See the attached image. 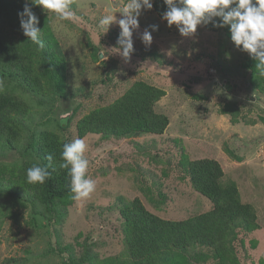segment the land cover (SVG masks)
<instances>
[{
  "label": "rangeland",
  "instance_id": "1",
  "mask_svg": "<svg viewBox=\"0 0 264 264\" xmlns=\"http://www.w3.org/2000/svg\"><path fill=\"white\" fill-rule=\"evenodd\" d=\"M13 1L24 7L25 0ZM125 3L126 0H75L72 5L75 20L63 22L53 13L44 12L42 6L31 4L45 16L49 32L66 57L69 93L73 94L78 87H84L90 93L86 98L80 94L76 97L75 102H81L77 116L111 103L133 81L142 79L166 91L155 109L169 119L165 132L154 136V147L144 146L157 153L154 161H149L147 154L134 152L132 145L136 140L142 144L148 142L150 139L147 138L152 136L120 141L98 140V135H88L85 139L88 145L85 156L89 160L87 176L95 181V191L87 199H73L67 217L52 224L51 234L63 236L65 244L71 243L77 258L81 256L82 247L75 246V242L85 237L96 242L91 247L93 252L105 257L117 256L125 252L123 217L116 206L118 195H124L126 199L138 196L150 212L168 220L185 219L209 210L212 203L194 191L186 180L179 181L172 174L164 176V180L161 175L158 178L164 160L170 159L171 168L180 169L175 155L181 151L188 161L203 156L217 160L223 170L221 181L232 180L243 201L254 208L258 228L248 234L239 233L235 238V251L239 264H264V91L253 88L225 90L227 78L220 74L219 66L213 64L210 57L218 56L224 46L223 34L210 31L201 24L194 34L182 36L175 25L169 27L167 21L152 9L141 11L139 28L133 32L134 51L139 56L133 52L130 60H125L117 51L121 47L111 45L121 31L118 23H112L105 33L98 27L102 16L111 14ZM114 15L117 20L122 18L119 12ZM151 25H157V30L152 31ZM16 27V19L9 13L6 17L0 15V32L17 36ZM146 29L153 37L150 46L141 41ZM93 46L98 51L97 57L93 55ZM147 50L159 53L163 63L142 59L140 53ZM233 52L227 47L225 56ZM234 81L238 86L243 84L239 77ZM197 94L205 98L199 99ZM231 99L242 106L240 114L251 122L246 123L240 116L239 122L235 123L229 115L219 111ZM27 103L32 119L37 121L41 108L34 101ZM49 129L60 133L53 124ZM70 130L73 134V129ZM134 161L144 163V170L150 172L149 179H159L157 191L165 194L164 202L157 205L143 198L136 186V172L131 169ZM142 173L139 172L140 178ZM154 198L160 199V196L157 194ZM7 207L5 199H0V264H22L23 258H28L27 264H43L46 258L57 262V256H43L49 242L45 230L25 223L24 219L14 222L4 213ZM22 217L27 216L24 213ZM80 230L84 233L76 238ZM205 252L201 247L191 250L195 256ZM65 253L63 259L69 255ZM190 260L194 261V258L190 256Z\"/></svg>",
  "mask_w": 264,
  "mask_h": 264
},
{
  "label": "trees",
  "instance_id": "2",
  "mask_svg": "<svg viewBox=\"0 0 264 264\" xmlns=\"http://www.w3.org/2000/svg\"><path fill=\"white\" fill-rule=\"evenodd\" d=\"M152 2L154 13L162 16L167 10L164 0ZM17 5L13 0H0V15L6 17L9 13L14 17L18 33L14 36L0 32V199H5L8 205L4 210L8 218L16 223L24 219L25 223L45 230L49 242L43 256H57L58 261L46 258L43 264H239L235 238L239 233L248 234L258 228L254 208L243 201L232 180L221 181L223 170L217 160L203 156L188 161L181 151L175 155L180 169L171 168L166 155L169 160L162 163L158 178L161 175L164 180V176L172 174L179 181L186 180L194 191L212 203L209 210L185 219L168 220L150 212L140 197L126 199L124 195H118L116 206L123 217L125 252L117 256L105 257L93 252L91 247L96 242L85 237L75 242V246L82 247L81 256L77 258L71 243L65 244L63 236L51 234L52 224L67 217V210L73 205L70 177L67 169L60 167L65 143L72 142L75 137L85 140L88 135H98V140L120 141L152 136L147 138L150 139L148 142L142 144L136 140L132 145L134 152L147 154L149 161H154L157 153L146 150L144 146L154 147V136L164 132L169 119L155 109L156 101L165 94L164 91L142 79L133 81L111 103L77 116L81 102L76 103V97L80 94L86 98L90 93L84 87L69 93L67 60L49 32L45 16L30 5L39 17L37 27L41 29L44 41V46L40 47L23 34L18 17L23 8ZM202 25L224 36L225 41L222 43L220 40L224 46L218 56L210 55L212 63L219 66L220 74L236 86L234 80L239 77L243 82L239 86L241 89L246 86V89L264 91V74L256 67L258 62L234 44L229 27H214L212 23ZM227 47L234 51L228 57L225 56ZM93 48V55L97 57L98 51ZM134 53L139 56L137 51ZM158 54L147 50L140 56L142 59H156L162 64ZM244 68L250 70L242 71ZM195 96L205 98L202 94ZM28 101H34L41 108L37 121L32 119ZM219 111L231 112L234 122L240 116L246 123L251 122L240 114L233 100L224 103ZM52 124L60 133L49 129ZM48 156L52 157L51 161ZM34 164L50 165L51 177L43 185L27 182L26 169ZM131 169L136 172V186L143 198L157 205L164 202L165 194L157 191L159 179H149L150 172L144 170V163L134 161ZM140 171L143 172L141 178ZM157 194L160 199L154 198ZM24 213L26 218L22 217ZM83 233L80 230L76 238ZM195 247L204 248L206 252L192 255L191 250ZM65 252L69 255L63 259ZM27 260L23 258L21 263L27 264ZM10 261L13 262L12 259Z\"/></svg>",
  "mask_w": 264,
  "mask_h": 264
},
{
  "label": "clouds",
  "instance_id": "3",
  "mask_svg": "<svg viewBox=\"0 0 264 264\" xmlns=\"http://www.w3.org/2000/svg\"><path fill=\"white\" fill-rule=\"evenodd\" d=\"M74 2L75 0H25L23 11L18 12L23 34L33 44L43 47L41 29L37 27L39 17L33 13L30 5L42 6L44 12L53 13L58 21L63 22L75 20V12L72 8ZM164 4L167 6V10L162 14V19L167 21L169 27L175 25L182 36L187 37L194 34L197 26L201 24L212 23L214 27H229L231 40L238 48L248 52L258 62L256 67L261 69V74H264V0H164ZM152 7V0H126L125 4L119 6L111 14H106L99 19L98 27L103 29V33L107 32L112 23H118L121 31L118 39L111 42V45L116 44L121 47L117 51L125 60H130L131 54L134 52L133 32L139 28L138 17L141 11L151 10ZM116 12L122 14V18L119 20L114 15ZM60 26L66 27L63 24ZM150 27L152 31L158 28L157 25ZM152 40L151 31L146 29L141 36L142 43L145 46H150ZM247 70L246 68L242 69V71ZM226 80L224 88L228 92H234L239 87L231 81L226 83ZM150 85L153 84L150 83ZM160 89L166 94L163 88L160 87ZM245 90L248 91L246 86ZM231 101L232 99L227 102ZM236 105L242 110V106L237 103ZM224 114L231 118V112ZM238 122L239 117L235 123ZM87 148L85 140L77 138L72 142L65 143L61 152L63 163L60 164V167L67 169V174L70 177L69 187L74 200L89 198L96 188L95 181L87 176L89 167V160L85 156ZM47 159L51 161L52 157L48 156ZM49 167L50 165L34 164L27 168V182L43 185L51 177ZM188 184L190 185V183Z\"/></svg>",
  "mask_w": 264,
  "mask_h": 264
}]
</instances>
